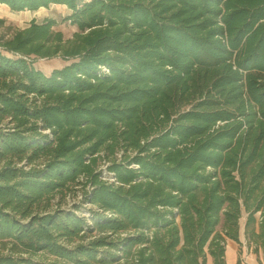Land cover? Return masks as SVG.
Returning <instances> with one entry per match:
<instances>
[{
  "label": "trees",
  "instance_id": "trees-1",
  "mask_svg": "<svg viewBox=\"0 0 264 264\" xmlns=\"http://www.w3.org/2000/svg\"><path fill=\"white\" fill-rule=\"evenodd\" d=\"M0 4L79 29L0 36V264H228L244 212L264 246V0Z\"/></svg>",
  "mask_w": 264,
  "mask_h": 264
},
{
  "label": "rangeland",
  "instance_id": "rangeland-1",
  "mask_svg": "<svg viewBox=\"0 0 264 264\" xmlns=\"http://www.w3.org/2000/svg\"><path fill=\"white\" fill-rule=\"evenodd\" d=\"M70 10L66 5L53 4L49 8H41L37 11H22L14 12L9 6L0 4V19L6 21L3 27H0V36L4 33H11L17 28L27 27L33 19L39 22H43L46 19H56L57 25L55 30L62 31L65 39L72 38L79 29L70 20L67 19L70 14ZM71 61L65 60L63 57L58 56L54 58H37L35 60V66L38 69L43 70L45 73L50 74L54 69L61 68ZM104 167V176L108 173ZM84 188L81 186L76 187V192L67 191L66 196L62 198L60 195L55 196L53 203L60 204L64 209L70 208L73 205H81L82 211L79 213L86 215L90 212V208L93 206L88 203H83ZM260 217V214L257 215ZM247 220V214L244 212L243 217L240 220V232H241V244L233 240H228L227 256L232 257L235 254V264L239 257L243 263L251 264H264V246L262 241H250L245 233V225ZM218 230H222V224L218 226ZM241 253V255H240ZM208 264H213L211 257L208 259Z\"/></svg>",
  "mask_w": 264,
  "mask_h": 264
},
{
  "label": "crops",
  "instance_id": "crops-1",
  "mask_svg": "<svg viewBox=\"0 0 264 264\" xmlns=\"http://www.w3.org/2000/svg\"><path fill=\"white\" fill-rule=\"evenodd\" d=\"M227 262H228V264H235V254L232 257H229V255H228L227 256ZM242 264H251V263H248V262L247 263H243V261H242Z\"/></svg>",
  "mask_w": 264,
  "mask_h": 264
}]
</instances>
